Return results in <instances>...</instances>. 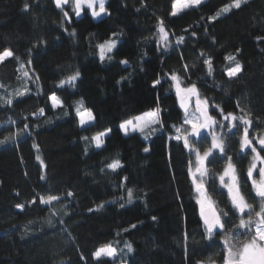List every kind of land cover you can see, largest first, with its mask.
I'll return each mask as SVG.
<instances>
[{
  "label": "trees",
  "instance_id": "16d2710c",
  "mask_svg": "<svg viewBox=\"0 0 264 264\" xmlns=\"http://www.w3.org/2000/svg\"><path fill=\"white\" fill-rule=\"evenodd\" d=\"M231 3L205 0L172 16V0H107L110 15L98 20L88 10L76 17L69 4L64 6L69 22L54 0H0V51L10 49L19 58L0 63V141L8 137L0 144V264H223V236L212 241L204 237L187 170L195 156L170 139L176 135L172 125L179 127L183 118L170 76L178 74L185 86L195 82L218 120L213 105L247 115L250 138L264 135V0L243 2L209 20ZM161 19L169 33L167 48L159 43ZM179 37L183 42H177ZM109 38L118 41L117 48L111 60L102 62L95 56L96 45ZM228 55L242 65L233 78L223 73L231 63L225 60ZM208 56L212 75L203 63ZM125 59L126 65L120 63ZM76 71L75 87H57ZM156 79L161 84L154 88ZM53 92L64 108L51 107ZM8 99L11 105L5 103ZM81 99L96 117L84 128L74 111ZM157 106L163 128L149 141L121 133L123 120ZM40 108L45 109L42 115ZM106 128L112 132L99 149L82 139ZM233 132L226 141L227 154L237 165L246 197L258 208L259 198L253 199L246 179L251 152L241 158L242 127ZM208 145L210 138L197 146L203 151ZM114 160L122 165L116 171L107 167ZM223 164L217 160L209 167L219 172ZM208 186L213 199L227 209L218 181L209 179ZM127 189H132L131 202ZM69 191L73 196L66 195ZM114 191L100 204L94 200ZM49 195L60 199L50 205L39 202ZM236 224L230 214L226 227ZM106 242L124 252L115 260H94L92 253Z\"/></svg>",
  "mask_w": 264,
  "mask_h": 264
},
{
  "label": "snow or ice",
  "instance_id": "6c2138e0",
  "mask_svg": "<svg viewBox=\"0 0 264 264\" xmlns=\"http://www.w3.org/2000/svg\"><path fill=\"white\" fill-rule=\"evenodd\" d=\"M202 2L203 0H172L170 15L176 16L185 9L201 5ZM242 2L244 0H232L230 5H225L214 16L209 17V20L217 19L221 12H228L233 7L240 8ZM54 3L57 8L63 11V16L69 22H71L69 12L64 10V6L69 4H71L72 11L76 17H80L85 10L90 12L92 18L110 15L106 7L107 0H54ZM29 8L30 5L25 3L24 10L27 11ZM158 31L160 34L159 43L167 48L169 46V33L166 31L162 19L159 20ZM72 35H75V29L72 30ZM192 35L195 36L196 34L193 33ZM115 36L116 33H112V37ZM183 40L184 37H179L177 42L180 43ZM117 43L118 41L115 38H109L96 45L100 61L112 59L110 54L117 48ZM201 55L203 56L204 54L201 53ZM8 58L19 59L18 57H14V53L10 49L5 48L3 51H0V63ZM225 60L231 63L223 69V73L229 78L236 77L242 71V65L236 60L234 55L226 56ZM120 63L126 65L128 61L125 59L121 60ZM203 63L207 68V74L212 75L214 71L212 57H206ZM187 71L188 69L185 65V72ZM23 75L25 77L29 76L27 71ZM79 76L80 72L76 71L74 74L67 76L66 79H61L57 87L62 88L65 85L75 87V82ZM170 80L172 87L175 89L179 108L183 111L182 123L179 127L172 125L176 135L170 137V139L182 142L183 148L188 151L189 155L195 156L194 163L189 159L187 170L196 193L195 202L203 224L205 239L212 241L215 236H223V264H264V155L261 154L264 152V136H260L259 138L249 137V128L252 125V120L247 115L238 116L233 112L225 113L224 109L219 105H213L212 108L217 112L220 119L218 120L215 116L211 115L209 100L206 97H201L195 82L185 86L182 77L176 73L171 74ZM160 84L161 80L156 79L153 81L152 86L155 88ZM26 91L19 92L17 95H24ZM49 100L53 109L65 107L64 101L55 92L50 94ZM5 103L11 105L12 100L8 99ZM237 107L239 108V105ZM240 111L243 112L244 110L241 108ZM38 112L42 115L45 109L40 108ZM75 113L81 127L90 125L96 120L94 112L92 109L85 107L83 99L76 103ZM33 115H36V113H33ZM157 126L163 128L159 106L123 120L119 124V129L125 135H128L130 132H139L147 139L149 135L157 130ZM28 127L29 125L25 123L24 129ZM238 127H242V134L239 135L238 139L239 155L243 158L248 150L251 152V158L246 169V179L250 182L251 190L254 193L253 199L259 198L258 208L253 203H250L246 197L242 190L237 165L234 163L233 157L227 154L226 141L231 136L236 135L233 129H237ZM217 129L220 131H217ZM225 129H227V132L224 131ZM111 132V128H106L96 132L91 138L85 136L82 139L89 144H94L99 149L105 144V138ZM208 138H210V145L204 147L203 151H201V148L197 145ZM7 140L8 137L0 141V144L6 143ZM256 145H259V149ZM33 146L36 147V145ZM144 151L148 152L149 149L144 148ZM37 160H40L39 156H37ZM217 160L224 161V164L221 171L214 172L210 169L209 165ZM41 166H44L43 161H41ZM107 167L112 171H116L122 165L119 160H114ZM40 178L43 180L45 177L42 175ZM126 179L125 177L124 180L126 181ZM209 179L212 180L213 184L218 181V189L222 195H226L227 197V209L221 208L218 202L213 199L208 186ZM127 192L128 200L131 202L132 189H127ZM66 195L71 197L73 193L69 191ZM59 199L58 195H49L47 198L40 196L39 202L44 205H50L53 201ZM32 203H36V200L33 199ZM102 206L100 205L99 207ZM16 207L23 210L25 205L17 204ZM230 214L238 219V224L234 225L231 229L226 227ZM152 219L155 220L156 217H152ZM131 227L135 228L136 225L133 224ZM242 234L248 238L241 240ZM185 236L187 237V234ZM116 243L119 242L117 241ZM125 248L129 253L133 251L132 244L126 241ZM123 252L124 249L117 248L112 242H106L95 249L92 257L96 261H100L101 258L115 260ZM81 259L84 260L85 258L81 256ZM198 264H203V262H198ZM212 264H215V262H212Z\"/></svg>",
  "mask_w": 264,
  "mask_h": 264
},
{
  "label": "rangeland",
  "instance_id": "374dc122",
  "mask_svg": "<svg viewBox=\"0 0 264 264\" xmlns=\"http://www.w3.org/2000/svg\"><path fill=\"white\" fill-rule=\"evenodd\" d=\"M205 0H203V2H204ZM246 1H249V0H244V2H246ZM202 2V3H203ZM243 3V2H242ZM190 8H193V7H190ZM222 9V8H221ZM221 9H219L218 11H220ZM186 10V9H185ZM217 11V12H218ZM216 12V13H217ZM90 13V12H89ZM181 13V12H180ZM215 13V14H216ZM224 12H221V14L220 15H222ZM219 15V16H220ZM95 56L99 59V55H98V50L96 51V53H95ZM100 60V59H99ZM74 105H76V103L74 104ZM75 107V106H74ZM182 110V109H181ZM74 111H75V108H74ZM87 126V125H86ZM85 126V127H86ZM81 127V126H80ZM82 128H84V127H82ZM160 130H161V128L159 127V126H157V130L153 133V134H151V135H149L148 136V138L147 139H145V137H144V135H142L141 133H139V132H130L128 135H130V134H134V133H136V134H138L142 139H144L145 141H149L155 134H157V133H159L160 132ZM121 131V130H120ZM121 133L123 134V135H125L122 131H121ZM262 136H264V135H262ZM254 144H255V140H254ZM93 146L95 147V145L93 144ZM257 146V148L259 147V145H256ZM96 148V147H95ZM103 194H106L105 192L103 193ZM115 194V191L114 192H112V193H109V194H107V195H105V196H98V197H95V201H96V203H98V204H100L101 202H103V201H105V200H108V199H110L113 195ZM14 238V237H13Z\"/></svg>",
  "mask_w": 264,
  "mask_h": 264
},
{
  "label": "crops",
  "instance_id": "0c3cea01",
  "mask_svg": "<svg viewBox=\"0 0 264 264\" xmlns=\"http://www.w3.org/2000/svg\"><path fill=\"white\" fill-rule=\"evenodd\" d=\"M103 16H104V15H103ZM103 16H102V17H103ZM100 18H101V17H100ZM100 18H93V19H94V20H98V19H100Z\"/></svg>",
  "mask_w": 264,
  "mask_h": 264
}]
</instances>
